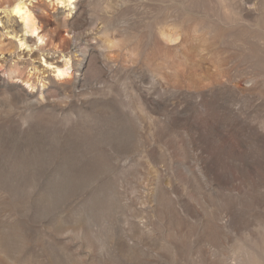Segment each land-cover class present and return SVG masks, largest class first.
Returning <instances> with one entry per match:
<instances>
[{
    "label": "rangeland",
    "instance_id": "1",
    "mask_svg": "<svg viewBox=\"0 0 264 264\" xmlns=\"http://www.w3.org/2000/svg\"><path fill=\"white\" fill-rule=\"evenodd\" d=\"M12 2L0 264H264V0Z\"/></svg>",
    "mask_w": 264,
    "mask_h": 264
},
{
    "label": "bare ground",
    "instance_id": "2",
    "mask_svg": "<svg viewBox=\"0 0 264 264\" xmlns=\"http://www.w3.org/2000/svg\"><path fill=\"white\" fill-rule=\"evenodd\" d=\"M29 0H13L12 3L7 6L6 13L13 18H17L18 22V31L12 30L18 37V45L20 48L26 46L31 52L32 50L38 49L39 47L45 44V38L40 34V27L36 22L29 5L27 4ZM78 0H55L57 5H60L63 8H67V11L70 12L75 8V4ZM20 35L18 36V34ZM43 64L47 66L46 68L52 69L56 74L58 79L65 78L68 76L69 71L71 70V62L69 59H63L62 64L52 60V57L43 55Z\"/></svg>",
    "mask_w": 264,
    "mask_h": 264
}]
</instances>
